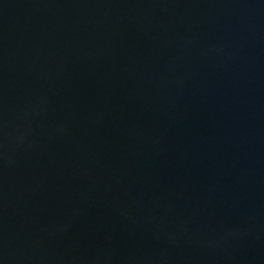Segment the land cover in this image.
I'll use <instances>...</instances> for the list:
<instances>
[{
	"label": "water",
	"instance_id": "1",
	"mask_svg": "<svg viewBox=\"0 0 264 264\" xmlns=\"http://www.w3.org/2000/svg\"><path fill=\"white\" fill-rule=\"evenodd\" d=\"M0 264H264V0H0Z\"/></svg>",
	"mask_w": 264,
	"mask_h": 264
}]
</instances>
